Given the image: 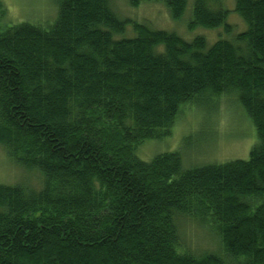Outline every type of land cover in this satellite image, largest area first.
Listing matches in <instances>:
<instances>
[{"label":"trees","instance_id":"obj_1","mask_svg":"<svg viewBox=\"0 0 264 264\" xmlns=\"http://www.w3.org/2000/svg\"><path fill=\"white\" fill-rule=\"evenodd\" d=\"M56 1L42 27L4 24L0 0V146L42 177L0 184V264H224L182 251L185 218L231 260L264 264V0H235L248 29L212 46L122 19L111 0ZM217 1L194 0L189 28L229 33ZM141 2H163L174 20L188 7L130 0ZM224 94L255 127L248 159L188 169L178 152L138 158L184 104Z\"/></svg>","mask_w":264,"mask_h":264},{"label":"rangeland","instance_id":"obj_2","mask_svg":"<svg viewBox=\"0 0 264 264\" xmlns=\"http://www.w3.org/2000/svg\"><path fill=\"white\" fill-rule=\"evenodd\" d=\"M7 9L4 24L13 25L27 22L33 25L48 27L57 18L58 4L56 0H1ZM113 8L122 19L128 17L134 22L148 25L155 30H165L178 34L186 41L195 37L205 38L208 46H212L219 38L236 42V37L248 29L242 17L235 11V0H219L210 6L217 9L223 6L228 10L226 22L231 25L227 33L224 25L209 29L194 27V0H188V7L180 20H174L163 2H141L133 7L130 0H111ZM128 34L133 30L127 26ZM206 101V103H205ZM198 103L184 104L170 134L159 139L146 140L139 145L136 155L143 161H150L156 155L167 152H178L184 168H194L210 163H224L236 159H248L251 148L256 142V131L246 111L236 96L224 94L211 96ZM0 184L29 185L41 187L42 177L36 171L29 172L15 164L0 146ZM210 223V222H209ZM181 233L185 243L182 251L194 256L208 252L218 253L224 264H245L231 260L220 248L218 236L210 233L202 224L185 218L181 222Z\"/></svg>","mask_w":264,"mask_h":264}]
</instances>
